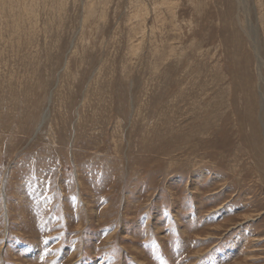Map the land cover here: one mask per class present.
<instances>
[{
	"label": "rangeland",
	"instance_id": "rangeland-1",
	"mask_svg": "<svg viewBox=\"0 0 264 264\" xmlns=\"http://www.w3.org/2000/svg\"><path fill=\"white\" fill-rule=\"evenodd\" d=\"M256 55L264 0H0V264H264Z\"/></svg>",
	"mask_w": 264,
	"mask_h": 264
},
{
	"label": "bare ground",
	"instance_id": "bare-ground-1",
	"mask_svg": "<svg viewBox=\"0 0 264 264\" xmlns=\"http://www.w3.org/2000/svg\"><path fill=\"white\" fill-rule=\"evenodd\" d=\"M256 61H257V65H256V69H257V74L259 76V93H260V115L259 118L261 119V127H262V133H263V137H264V119H263V112H264V91L262 89V86H264V81L261 78V68L264 67V63L262 62V60L259 58L258 55H256ZM263 83V84H262Z\"/></svg>",
	"mask_w": 264,
	"mask_h": 264
}]
</instances>
